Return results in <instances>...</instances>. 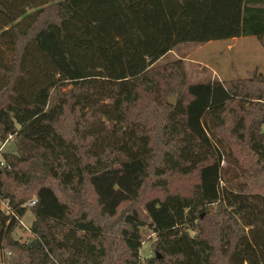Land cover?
Returning a JSON list of instances; mask_svg holds the SVG:
<instances>
[{
    "label": "trees",
    "instance_id": "16d2710c",
    "mask_svg": "<svg viewBox=\"0 0 264 264\" xmlns=\"http://www.w3.org/2000/svg\"><path fill=\"white\" fill-rule=\"evenodd\" d=\"M246 36L264 47V0H0L11 264H264V74L193 81L170 55Z\"/></svg>",
    "mask_w": 264,
    "mask_h": 264
},
{
    "label": "rangeland",
    "instance_id": "374dc122",
    "mask_svg": "<svg viewBox=\"0 0 264 264\" xmlns=\"http://www.w3.org/2000/svg\"><path fill=\"white\" fill-rule=\"evenodd\" d=\"M171 57H181L191 80L216 77L222 80L247 78L254 72L264 74V47L255 36H246L226 40H214L204 44H183L170 53ZM3 153H16L13 138L1 142ZM5 159V158H4ZM223 176L230 179L238 169L227 159L223 161ZM33 214L27 210L22 217L23 226L16 227L12 238L18 242L29 241L33 233L30 230ZM148 237L142 242L139 257L143 262L153 255ZM13 254L8 248L0 250V264H11Z\"/></svg>",
    "mask_w": 264,
    "mask_h": 264
},
{
    "label": "built area",
    "instance_id": "2783aa9c",
    "mask_svg": "<svg viewBox=\"0 0 264 264\" xmlns=\"http://www.w3.org/2000/svg\"><path fill=\"white\" fill-rule=\"evenodd\" d=\"M2 148H3V146L0 145V166H3L5 164V161H4L3 156H2ZM35 202H36V200L32 199L30 201H27L25 204H23V206H25L26 208H31L32 206L35 205ZM0 208H1V210H3V212L5 214L13 215V210L8 205V202L5 199H0ZM17 220H18V223L23 226L22 217L17 218Z\"/></svg>",
    "mask_w": 264,
    "mask_h": 264
},
{
    "label": "water",
    "instance_id": "95a60500",
    "mask_svg": "<svg viewBox=\"0 0 264 264\" xmlns=\"http://www.w3.org/2000/svg\"><path fill=\"white\" fill-rule=\"evenodd\" d=\"M168 103L171 104V105H175V97H174V96H171V97L168 99Z\"/></svg>",
    "mask_w": 264,
    "mask_h": 264
}]
</instances>
